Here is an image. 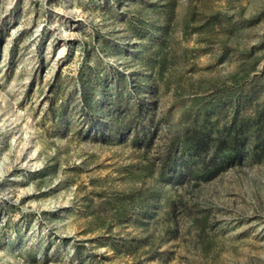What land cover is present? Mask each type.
<instances>
[{
    "label": "rangeland",
    "instance_id": "374dc122",
    "mask_svg": "<svg viewBox=\"0 0 264 264\" xmlns=\"http://www.w3.org/2000/svg\"><path fill=\"white\" fill-rule=\"evenodd\" d=\"M257 116L264 0H0V264H264Z\"/></svg>",
    "mask_w": 264,
    "mask_h": 264
},
{
    "label": "trees",
    "instance_id": "16d2710c",
    "mask_svg": "<svg viewBox=\"0 0 264 264\" xmlns=\"http://www.w3.org/2000/svg\"><path fill=\"white\" fill-rule=\"evenodd\" d=\"M167 19H168V21H171V20H169V18H167ZM187 21H188V19L184 20V25H185L184 32L187 31V27H188ZM170 31H171L170 26L165 29V35L167 34L166 35L167 38L165 40V43H163V45H162L163 48L160 47V50L158 51V53H160V55H161V58H160V60H156L158 63V66L156 67V70H154L155 71L154 72L155 79L153 80V82H150V84H149L148 89L150 91L154 90L157 87V86H154V84H153L154 82H155V84H157L158 81L162 82V79H164V75H165L164 72L167 70V65L169 64L170 58L168 57V54H166L163 50L166 46H168V43H170V40H171ZM152 63H153V65H155L154 61H152ZM117 74H118V78L116 80V87L119 89L125 88L128 91L127 93L132 95V82H131L130 77L127 75H124L122 73H119V72ZM164 81L167 82V80H164ZM167 88H168V85H167ZM107 95L110 96L109 94H107ZM232 95L230 94V96H232ZM237 96H239V94L236 93L235 95H233V97H231V100H233L234 102H237L236 104L239 105L240 100H237V101L234 100V98ZM109 102H111V104L116 103V105L121 104L120 99L118 102H115L112 97L109 99ZM86 103H87V101H86ZM89 107H90V105H89ZM142 108H143L142 105L136 104L133 108H131V110H129V111L126 110V113L123 114V116H121L122 118H118V120H116V122H114V125L115 126L119 125L121 127L122 126L131 127V125L136 120V116L140 113ZM252 129L253 130L251 131L249 128V125L245 126L242 124H240V125L234 124L226 131V133L221 134V136H220L221 143L219 145L223 144L224 142H227L228 140H232L237 145V143L240 139H241L240 144H242V142L246 139H251V140L255 141V143L253 144L254 148L264 149V133L262 134L263 127L261 125V116H257V118L255 119V126H253ZM250 133H252L253 135H251ZM194 140H197V139H194ZM221 161H224L227 163L230 162L227 157H222ZM125 211L126 210L123 209L120 212L122 214H125L126 213Z\"/></svg>",
    "mask_w": 264,
    "mask_h": 264
}]
</instances>
